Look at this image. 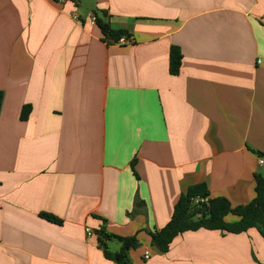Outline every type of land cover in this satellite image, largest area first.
<instances>
[{
	"label": "crops",
	"instance_id": "0c3cea01",
	"mask_svg": "<svg viewBox=\"0 0 264 264\" xmlns=\"http://www.w3.org/2000/svg\"><path fill=\"white\" fill-rule=\"evenodd\" d=\"M0 95V264H115L100 231L135 238L130 264H264L253 229L182 233L160 255L148 235L189 187L255 197L264 0H0Z\"/></svg>",
	"mask_w": 264,
	"mask_h": 264
},
{
	"label": "trees",
	"instance_id": "16d2710c",
	"mask_svg": "<svg viewBox=\"0 0 264 264\" xmlns=\"http://www.w3.org/2000/svg\"><path fill=\"white\" fill-rule=\"evenodd\" d=\"M77 3V0H72ZM106 15L101 14L96 19L95 26L101 31L103 37H113L118 39L122 33L112 32L107 24ZM182 56L176 47H172L169 53V73L177 75L180 69ZM1 106V95H0ZM30 108L24 107L21 119L25 121ZM258 157L264 159V153H257ZM255 197L246 206L231 207L224 198H209V193L205 184L189 187L182 194L174 206L170 221L160 230L148 232L152 246L157 247L161 253H166L170 244L178 235L186 232H195L200 229L209 231H219L224 234H241L249 230H256L264 238V175L256 174ZM207 199L206 204H201L198 200ZM233 215L238 218L236 222L228 223L225 218ZM41 218L52 222L59 221L47 214H41ZM98 245L105 247V240H116L120 243V249L116 253H110L104 249L106 258L114 261L115 264H130L128 252L135 249L137 242L135 238H121L110 236L103 231L99 232Z\"/></svg>",
	"mask_w": 264,
	"mask_h": 264
},
{
	"label": "built area",
	"instance_id": "2783aa9c",
	"mask_svg": "<svg viewBox=\"0 0 264 264\" xmlns=\"http://www.w3.org/2000/svg\"><path fill=\"white\" fill-rule=\"evenodd\" d=\"M95 23H96V18H95V16H91L90 17V24L91 25H95ZM117 44H119V45H127V44H129V41L125 38V37H121V38H119L118 40H117ZM259 164L260 165H262V164H264V161H262V160H260L259 161ZM201 204H206L207 203V199H201V200H198ZM86 234L88 235V236H90L91 235V232L88 230V229H86ZM149 258V252H145V254H144V259L145 260H147Z\"/></svg>",
	"mask_w": 264,
	"mask_h": 264
},
{
	"label": "water",
	"instance_id": "95a60500",
	"mask_svg": "<svg viewBox=\"0 0 264 264\" xmlns=\"http://www.w3.org/2000/svg\"><path fill=\"white\" fill-rule=\"evenodd\" d=\"M152 251L155 253V254H157V255H160L161 254V252L157 249V247H155V246H152Z\"/></svg>",
	"mask_w": 264,
	"mask_h": 264
}]
</instances>
